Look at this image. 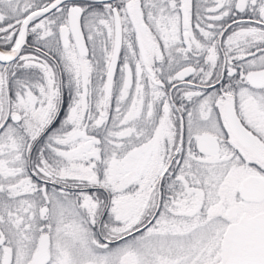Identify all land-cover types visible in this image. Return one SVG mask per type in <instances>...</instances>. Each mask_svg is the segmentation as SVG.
I'll use <instances>...</instances> for the list:
<instances>
[{
  "label": "snow or ice",
  "instance_id": "1",
  "mask_svg": "<svg viewBox=\"0 0 264 264\" xmlns=\"http://www.w3.org/2000/svg\"><path fill=\"white\" fill-rule=\"evenodd\" d=\"M0 264H264V0H0Z\"/></svg>",
  "mask_w": 264,
  "mask_h": 264
}]
</instances>
